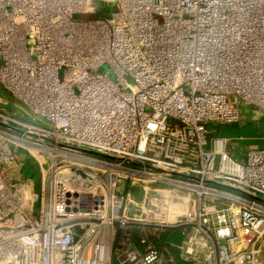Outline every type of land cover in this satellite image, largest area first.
Here are the masks:
<instances>
[{"label": "built area", "instance_id": "built-area-1", "mask_svg": "<svg viewBox=\"0 0 264 264\" xmlns=\"http://www.w3.org/2000/svg\"><path fill=\"white\" fill-rule=\"evenodd\" d=\"M0 85L30 109L0 97V264H113L133 224L260 264L264 149L237 160L209 125L264 113V0H0ZM175 197L195 210L170 222Z\"/></svg>", "mask_w": 264, "mask_h": 264}, {"label": "crops", "instance_id": "crops-1", "mask_svg": "<svg viewBox=\"0 0 264 264\" xmlns=\"http://www.w3.org/2000/svg\"><path fill=\"white\" fill-rule=\"evenodd\" d=\"M249 113V116L245 115V117H248V120L243 121L241 117V123L239 124L223 125L214 123L209 125V129L211 132L210 136L227 139L229 141L228 151L231 156L237 160H244L246 158V153L250 149H264V113L255 108H253ZM253 130L254 133L252 135L251 131ZM249 132L250 134H247ZM127 216L134 217V211L129 210ZM133 227L140 229L139 231L142 232L139 238L135 236V232L132 229ZM152 229L159 231L155 232V235H157V238H159L161 237V232L171 228L167 227L162 229H155L152 226L141 227L138 224L129 225L127 229V236L130 245L121 253L116 254L119 256L116 258V260H113L114 264H138V262L145 254V249L140 245V241L142 238H146L151 244H153V242L150 240ZM184 231L185 233L183 234L185 235V238L180 245H170L168 247H163L162 250L158 249L163 254V261L160 264L204 263L202 261V250H197V252H201L197 255V257L188 258V256L186 255L187 243L189 239L194 238L195 240L200 241L202 239V236L193 227L185 226ZM123 235L126 234L123 232H121L120 235L118 234L117 241H120ZM115 244H117V242ZM153 245L156 246L155 244Z\"/></svg>", "mask_w": 264, "mask_h": 264}, {"label": "rangeland", "instance_id": "rangeland-1", "mask_svg": "<svg viewBox=\"0 0 264 264\" xmlns=\"http://www.w3.org/2000/svg\"><path fill=\"white\" fill-rule=\"evenodd\" d=\"M102 71L103 72L107 71L108 75L112 79H115L114 75L112 74V72L107 67H103ZM0 97L10 101L9 103H10L11 107H9L8 109L11 110V111L15 110V111L21 113L19 111V109H16V107L14 105H18V106L22 107L23 109H25L27 111H30V109L27 106H25L23 103H21L19 101H16L12 97V95L2 85H0ZM236 104H238L240 106L241 114H242L241 116H242L243 121H245V120L247 121L248 117H245V115L249 116V114H250L249 112H251L253 108L251 106L244 105L240 100L236 101ZM253 133H254V130L251 131L252 135H253ZM247 134H250V132L247 133ZM18 160L22 162V165H18V167H16V168L19 171H21L22 174L24 176H26V178H29L32 182H34L35 189H36V191H38L39 190V180H40L38 165L36 164V162L31 157H26L25 158L23 153H18ZM132 193L134 194L135 198L138 201L142 200L143 193H142V191L140 189H135V190L132 191ZM187 209H189V207ZM191 209H192V206H191ZM194 210H195V207L191 211L194 212ZM186 212H187L186 206H185V210H183L181 213L178 211V213H180V214H185ZM170 219L168 218V221H170ZM117 233L119 235L121 233V232H118V228H117ZM262 244H264V236L259 241L258 246H260ZM118 256L119 255H116V253H114L113 254V260H116V258ZM113 264H114V261H113ZM260 264H264V245L262 247V252H261V255H260Z\"/></svg>", "mask_w": 264, "mask_h": 264}, {"label": "trees", "instance_id": "trees-1", "mask_svg": "<svg viewBox=\"0 0 264 264\" xmlns=\"http://www.w3.org/2000/svg\"><path fill=\"white\" fill-rule=\"evenodd\" d=\"M132 229L135 232V236L139 238V236H141L142 234V232L139 231L140 229L136 227L135 228L133 227ZM184 229L185 227H175L165 230L161 232L160 234L161 237L159 238H157V235H155V232H159V231L152 229L150 240L153 242V244L156 245L155 247L160 250H162V248L165 246L168 247L170 245H180L185 238V235L183 234L185 233Z\"/></svg>", "mask_w": 264, "mask_h": 264}, {"label": "bare ground", "instance_id": "bare-ground-1", "mask_svg": "<svg viewBox=\"0 0 264 264\" xmlns=\"http://www.w3.org/2000/svg\"><path fill=\"white\" fill-rule=\"evenodd\" d=\"M170 206H169V215H168V218L170 219V222H176L177 221V217L178 216H183L184 214H180L183 210H185V206H186V210L187 213H190V211L194 208L193 205H192V209H191V206L189 204V201L188 200H184V199H177L176 197L171 199L170 201ZM189 207V209H187ZM178 211L180 213H178ZM167 218V219H168Z\"/></svg>", "mask_w": 264, "mask_h": 264}, {"label": "water", "instance_id": "water-1", "mask_svg": "<svg viewBox=\"0 0 264 264\" xmlns=\"http://www.w3.org/2000/svg\"><path fill=\"white\" fill-rule=\"evenodd\" d=\"M88 153H91V154H93L92 152H90V151H87Z\"/></svg>", "mask_w": 264, "mask_h": 264}]
</instances>
